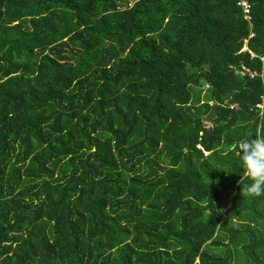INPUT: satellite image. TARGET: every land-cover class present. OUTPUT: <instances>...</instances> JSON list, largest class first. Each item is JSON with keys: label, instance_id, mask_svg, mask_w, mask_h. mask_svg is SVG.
<instances>
[{"label": "trees", "instance_id": "obj_1", "mask_svg": "<svg viewBox=\"0 0 264 264\" xmlns=\"http://www.w3.org/2000/svg\"><path fill=\"white\" fill-rule=\"evenodd\" d=\"M132 1L0 0V264H264L235 154L264 130L240 8Z\"/></svg>", "mask_w": 264, "mask_h": 264}, {"label": "clouds", "instance_id": "obj_2", "mask_svg": "<svg viewBox=\"0 0 264 264\" xmlns=\"http://www.w3.org/2000/svg\"><path fill=\"white\" fill-rule=\"evenodd\" d=\"M261 127L264 129V125ZM235 154L241 162L242 174L248 181L242 188L240 181L241 193L249 198L264 197V130L260 135L241 137L236 142ZM205 180L207 185L213 183L208 176Z\"/></svg>", "mask_w": 264, "mask_h": 264}, {"label": "built area", "instance_id": "obj_3", "mask_svg": "<svg viewBox=\"0 0 264 264\" xmlns=\"http://www.w3.org/2000/svg\"><path fill=\"white\" fill-rule=\"evenodd\" d=\"M236 5L240 8L242 18L245 20L248 26V34L243 39V43L241 48L238 50V52L246 51L249 55V58L256 57L260 62V69L259 71L250 69L246 66H240L239 69H237V73L241 76H247L248 78H254L255 76H258L260 79L261 87L263 89L264 94V53L256 54L246 46L247 39L252 37L254 35V32L251 30V4L249 0H235Z\"/></svg>", "mask_w": 264, "mask_h": 264}, {"label": "rangeland", "instance_id": "obj_4", "mask_svg": "<svg viewBox=\"0 0 264 264\" xmlns=\"http://www.w3.org/2000/svg\"><path fill=\"white\" fill-rule=\"evenodd\" d=\"M130 6H141L142 8L145 7L142 0L132 1L128 3Z\"/></svg>", "mask_w": 264, "mask_h": 264}, {"label": "water", "instance_id": "obj_5", "mask_svg": "<svg viewBox=\"0 0 264 264\" xmlns=\"http://www.w3.org/2000/svg\"><path fill=\"white\" fill-rule=\"evenodd\" d=\"M107 42L105 40L100 41L98 44H96L93 49L98 48L100 45H105Z\"/></svg>", "mask_w": 264, "mask_h": 264}, {"label": "crops", "instance_id": "obj_6", "mask_svg": "<svg viewBox=\"0 0 264 264\" xmlns=\"http://www.w3.org/2000/svg\"><path fill=\"white\" fill-rule=\"evenodd\" d=\"M248 48V47H247ZM256 70V69H253ZM257 71V70H256ZM235 72L237 73V69H235ZM238 74V73H237ZM239 76H241L240 74H238ZM263 90V89H262ZM264 98V94L262 93V95H260V99L262 100Z\"/></svg>", "mask_w": 264, "mask_h": 264}]
</instances>
